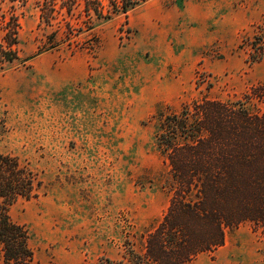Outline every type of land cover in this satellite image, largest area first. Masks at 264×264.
Instances as JSON below:
<instances>
[{"label": "rangeland", "instance_id": "374dc122", "mask_svg": "<svg viewBox=\"0 0 264 264\" xmlns=\"http://www.w3.org/2000/svg\"><path fill=\"white\" fill-rule=\"evenodd\" d=\"M37 1H3L20 28L19 57L0 68V151L42 182L10 214L30 234L29 264L117 262L143 250L170 202L160 118L204 98L264 109L245 98L264 85V59L251 62L243 41L264 0H144L92 24H47ZM66 21L82 30L67 34ZM192 264H264V234L244 221Z\"/></svg>", "mask_w": 264, "mask_h": 264}, {"label": "trees", "instance_id": "16d2710c", "mask_svg": "<svg viewBox=\"0 0 264 264\" xmlns=\"http://www.w3.org/2000/svg\"><path fill=\"white\" fill-rule=\"evenodd\" d=\"M3 1L0 68L19 57L20 21L5 11ZM142 1L109 0L108 8L105 0H38L37 7L47 24L60 15L85 16L92 24L94 18L127 12ZM66 28L70 35L82 30L71 21ZM243 41L251 62L264 59V20ZM245 98L264 106V85L252 86ZM156 144L171 175L165 213L145 232L143 250L128 246L121 260L95 264H192L201 253L223 246L227 231L244 221L264 234V109L251 110L244 101L196 100L160 118ZM41 185L39 174L19 156L0 151V264L34 259L28 229L12 218L10 208L19 198L38 197Z\"/></svg>", "mask_w": 264, "mask_h": 264}]
</instances>
